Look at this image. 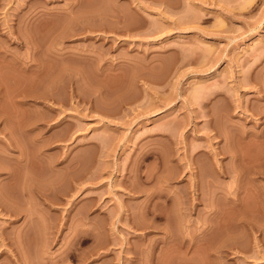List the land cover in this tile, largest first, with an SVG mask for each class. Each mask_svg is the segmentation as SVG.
<instances>
[{
	"label": "rangeland",
	"instance_id": "374dc122",
	"mask_svg": "<svg viewBox=\"0 0 264 264\" xmlns=\"http://www.w3.org/2000/svg\"><path fill=\"white\" fill-rule=\"evenodd\" d=\"M130 1L0 0V264H264V0Z\"/></svg>",
	"mask_w": 264,
	"mask_h": 264
},
{
	"label": "bare ground",
	"instance_id": "6f19581e",
	"mask_svg": "<svg viewBox=\"0 0 264 264\" xmlns=\"http://www.w3.org/2000/svg\"><path fill=\"white\" fill-rule=\"evenodd\" d=\"M131 2V4L130 5H132V3H134V1H130ZM135 4V3H134ZM136 5V4H135ZM138 6V5H137ZM139 7V6H138ZM139 11V10H138ZM107 14V13H106ZM111 14V13H110ZM113 14V13H112ZM104 15V14H103ZM115 15V14H114ZM101 17V19H102V16H100ZM106 17V16H105ZM112 17V16H111ZM115 17H117L118 18V14L115 16ZM106 20H107V17H106ZM100 21V20H99ZM120 21V20H119ZM102 24V23H101ZM102 26H103V24H102ZM227 139H229V138H227ZM231 140V139H230ZM234 153V152H233ZM232 153V154H233ZM237 155V154H236ZM240 155V154H239ZM242 155V154H241ZM238 156V155H237ZM243 156V155H242ZM239 157V156H238ZM242 158V157H241ZM239 159V158H238ZM218 171V170H217Z\"/></svg>",
	"mask_w": 264,
	"mask_h": 264
}]
</instances>
